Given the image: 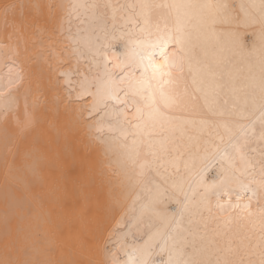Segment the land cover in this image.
I'll use <instances>...</instances> for the list:
<instances>
[{
	"label": "bare ground",
	"instance_id": "6f19581e",
	"mask_svg": "<svg viewBox=\"0 0 264 264\" xmlns=\"http://www.w3.org/2000/svg\"><path fill=\"white\" fill-rule=\"evenodd\" d=\"M17 2L41 5L78 4L88 7L79 9V17L69 16L67 8L63 10L57 23L56 35H52L50 25L46 22L47 7L39 11L25 10L23 21L18 20L15 28L9 26L5 30L3 20L0 19V83L6 73V62L14 61L25 77L16 93L18 104L8 117V131L15 133L17 121H23L26 113H30L35 121L34 131L24 145L32 152L30 159L18 157L13 161L9 156L6 167L0 144V261L40 259L62 264H125L129 261V256L133 261L140 258L138 250H144L146 245H155L146 253V258L152 259L156 264H168L170 258H194L205 264H223L224 261L239 264L241 260L245 264L249 260L258 264L261 244L264 243L260 235L258 196L251 199L256 216L234 221L227 227L214 222L206 212H202L199 195L202 188L198 185L189 187L190 176L181 162L183 158L176 151H172L171 155L159 151L157 145L158 163L153 166L151 180L153 186L161 185L168 192L161 195L157 214L150 220L143 219L137 197L139 190L121 189L116 184L117 180L124 184L127 181L122 175L114 177L115 169L108 166L100 141L96 139L95 129L90 133L86 126L69 124L63 116V105L60 106L59 118L56 114L53 101L57 96V89L59 95H66V82L57 81V77L61 71L69 70L67 60L60 59L62 50L70 43L69 34L86 39L93 29L97 34L101 28L116 31L117 35L138 32V22L143 23L138 5L171 3L173 0ZM192 2L226 3L229 5L230 16L241 21L247 14V24L224 23L218 25V28L221 31L238 32V36L225 35V41L229 46H234V41H238L244 49V58H239L230 70L241 78L247 77L250 70L258 76L262 0ZM96 5L106 7H90ZM254 46L257 49L256 57L250 65L247 54ZM213 55L209 52V57ZM59 62L65 63L63 69L57 67ZM84 63L81 61V66ZM71 68H76L75 59L71 61ZM37 85L43 91L42 96L37 92ZM38 96L40 104L35 106ZM175 115L179 116L180 113ZM243 123L249 138L248 158L254 167L241 164L239 171L232 169L225 173V169L218 166L221 161L211 160L209 168L201 177L205 185L210 186L212 178L224 174L230 186L237 191L243 185L258 190L259 160L264 153V140L260 139V113L256 111ZM4 127L3 117L0 116V138ZM222 136L226 143L227 134L220 126L209 125L202 128L199 125L183 124L177 127L173 143L179 145L180 152L191 150L199 159L207 155L206 148L214 149L218 145L223 147L220 139ZM131 143L129 139L128 144ZM114 150L123 149L115 144ZM232 171H235L234 176ZM114 188L117 193H122L115 213L108 210ZM251 196V192L243 193V202L247 203V198ZM177 199L184 201L186 210L184 205L177 203ZM181 212L183 215H180ZM100 222L104 226L102 233L97 230ZM109 236H112L111 240L108 239ZM6 241H15L16 249H6ZM105 241H108L107 245ZM105 247L108 248L107 252ZM34 248L47 251L37 257L32 253Z\"/></svg>",
	"mask_w": 264,
	"mask_h": 264
},
{
	"label": "snow or ice",
	"instance_id": "6c2138e0",
	"mask_svg": "<svg viewBox=\"0 0 264 264\" xmlns=\"http://www.w3.org/2000/svg\"><path fill=\"white\" fill-rule=\"evenodd\" d=\"M44 7L48 9L46 22L50 25L52 35H56L57 23L63 10L67 8L69 16L79 17V9L88 6L0 0V19L3 20L5 30L9 26L15 28L18 20L23 21L25 10L39 11ZM90 7L102 9L106 6ZM137 7L143 21L138 22V32L117 35L116 31L101 28L97 34L93 29L86 39L69 34L70 43L62 50L60 58L61 61L67 60L69 70L61 71L57 77V81L66 82V95H59L57 89L53 101L57 117L63 105V116L69 124L86 126L90 133L95 129L96 139L100 141L108 166L115 169L114 177L122 175L127 181L124 184L117 180L116 184L121 189L139 190L137 197L141 218L150 220L157 214L160 197L168 192L161 185L153 186L151 180L153 166L158 163V145L159 151L168 155L176 151L183 158L181 162L190 176L189 187L198 185L202 188L199 193L202 212H206L214 222L227 227L234 221L256 216L251 199L258 196L260 235L264 241V153L259 160L258 190L243 185L237 191L230 186L224 174L212 178L210 186L201 181L211 160L221 161L218 166L225 169V173L232 169L239 171L241 164L254 167L248 158L249 138L243 121L250 119L256 111L260 113V139L264 140V0L260 5L262 29L258 48L259 74L257 76L250 70L244 78L230 70L239 58H244V49L238 41H234V46H229L225 41V35L238 36V32L221 31L218 25L247 24V14L243 21L233 19L226 3H195L192 0L141 4ZM209 52L214 55L209 57ZM256 52L254 46L247 54L250 65L254 63ZM65 53L68 55L65 56ZM49 59H52L51 53ZM73 59L76 60L75 70L71 68ZM81 61L85 62L83 66ZM57 67L63 69L65 63L59 62ZM4 68L6 73L0 83V116L3 117L5 127L0 144L3 162L7 167L9 156L13 161L18 157L25 160L31 158L32 152L24 145L34 131L35 121L30 113H26L23 121H17V131L9 133L8 117L18 104L16 93L25 77L14 61L6 62ZM37 92L43 95L40 85H37ZM25 100L27 105V97ZM34 103L39 106L40 96ZM183 124L199 125L202 128L209 125L223 127L227 141L225 143L224 137H220L223 147L218 145L214 149L206 148L207 155L198 159L191 150L180 152L179 145L173 143L177 127ZM129 139L132 141L130 145ZM115 144H119L123 150H114ZM231 174L234 176L235 171ZM245 192L252 194L247 198V203L242 198ZM120 194L113 189L112 202L108 204V210L113 213L118 210ZM177 203L184 205L186 210L184 201L177 199ZM103 227V222H100L97 230L102 233ZM156 235L159 236V233ZM108 239L111 240L112 236ZM153 246L146 245L144 250H138L140 258L133 261L129 256L125 264H156L146 258V253ZM5 247L16 249V242L6 241ZM46 251L32 249L37 257ZM105 251H108L107 247ZM0 264L62 262L26 259L0 261ZM168 264L205 262L194 258H170ZM223 264L231 262L224 261ZM239 264H245V261L241 260ZM247 264L254 262L249 260ZM258 264H264V243L261 244Z\"/></svg>",
	"mask_w": 264,
	"mask_h": 264
}]
</instances>
